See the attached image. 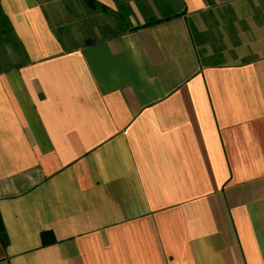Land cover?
Listing matches in <instances>:
<instances>
[{
  "label": "crops",
  "instance_id": "1",
  "mask_svg": "<svg viewBox=\"0 0 264 264\" xmlns=\"http://www.w3.org/2000/svg\"><path fill=\"white\" fill-rule=\"evenodd\" d=\"M140 3L0 0V264H264V0Z\"/></svg>",
  "mask_w": 264,
  "mask_h": 264
},
{
  "label": "trees",
  "instance_id": "2",
  "mask_svg": "<svg viewBox=\"0 0 264 264\" xmlns=\"http://www.w3.org/2000/svg\"><path fill=\"white\" fill-rule=\"evenodd\" d=\"M137 2L140 6V4H141L140 0H137ZM130 14H131V10L129 9V7L123 6V7H121V10L117 13V18L120 22H122V21L124 22L125 20L129 21ZM174 16H176V15L165 16V17L160 18V19H154L153 21L146 22L143 25H140L137 27L131 26L130 30L132 31V30H136L137 28H140V27H145V26H150L152 24L161 23L163 21L170 20ZM0 29L2 30V33L5 36L6 41L10 42L12 44V46L15 48V50L22 52L23 47H22L20 41L15 36V34L12 30V27L9 23V20H8L7 16L3 13L1 6H0ZM123 30H125L124 27H123ZM0 234H1L2 240L6 243L7 236L5 233V227L3 224L1 214H0ZM41 238H42V244L44 246L52 244L56 241L51 232H42Z\"/></svg>",
  "mask_w": 264,
  "mask_h": 264
},
{
  "label": "rangeland",
  "instance_id": "3",
  "mask_svg": "<svg viewBox=\"0 0 264 264\" xmlns=\"http://www.w3.org/2000/svg\"><path fill=\"white\" fill-rule=\"evenodd\" d=\"M149 16H150V14H148V13L143 12V14H142L141 12L138 11L136 13V15H134L132 17V21L136 25L137 24L142 25V24L147 22ZM91 26H92V23H91ZM106 32L107 31L105 29H101L100 30V36L104 38V36L107 34ZM12 55H13V50L10 47V45L2 43V41L0 39V70H4L6 68L13 66V61L11 59Z\"/></svg>",
  "mask_w": 264,
  "mask_h": 264
}]
</instances>
